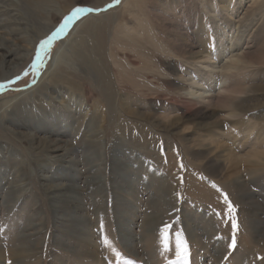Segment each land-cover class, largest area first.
<instances>
[{
    "label": "rangeland",
    "instance_id": "rangeland-1",
    "mask_svg": "<svg viewBox=\"0 0 264 264\" xmlns=\"http://www.w3.org/2000/svg\"><path fill=\"white\" fill-rule=\"evenodd\" d=\"M16 1L0 264H264V0Z\"/></svg>",
    "mask_w": 264,
    "mask_h": 264
},
{
    "label": "bare ground",
    "instance_id": "bare-ground-1",
    "mask_svg": "<svg viewBox=\"0 0 264 264\" xmlns=\"http://www.w3.org/2000/svg\"><path fill=\"white\" fill-rule=\"evenodd\" d=\"M1 1V0H0ZM5 1H9V6H12V7H5L4 6V8L3 9H0V15L1 14H3V13H5L6 14V12H7V10L8 11H10L9 13L7 12V14H9V16H11L10 14L12 13V12H15V14H13V15H15V16H17V18H15V19H8L5 23H0V25H6V24H11V23H13V24H16L17 26L13 29V30H11L8 34H7V36H0V51H1V53H0V70H7V71H2L3 73H2V75L3 76H6V75H9V74H14V73H16L21 67H22V65L24 64V62H25V59H27V58H25V57H27L26 55H24V57H21L20 59H18V60H16V61H14V62H12V63H10V64H7V63H9L8 62V59L11 57V56H14L15 55V53L18 51V50H21L23 47H21L20 45H18L17 43H14V47H11V46H8L7 45V42L8 41H11L10 40V36H13V35H17V34H21V38L22 37H24L25 36V34H27L28 32L26 31V29L27 28H24V27H19L18 25H20V24H23L24 23V16H23V14L21 13V12H17L18 11V9H17V7L19 6L18 4H19V2L18 1H16V0H5ZM5 5V4H4ZM0 8H2V7H0ZM40 12H41V10H39ZM47 11V10H46ZM43 13V12H42ZM36 16H38V15H36ZM3 18V17H2ZM39 18H41V16L39 17ZM41 20V19H40ZM39 21V20H38ZM84 21V20H83ZM82 21V22H83ZM82 22H80V23H78L76 26H75V28H74V31L75 30H77V29H79L80 28V25L82 24ZM39 24L40 25H43L40 21H39ZM43 27H44V25H43ZM40 29H42V26H41V28ZM43 35V34H42ZM72 36V35H71ZM74 41V40H73ZM65 44V43H64ZM76 45V44H75ZM25 50V49H24ZM62 51L61 50H59V52H57L56 53V55H55V57H54V59H53V61H52V67H51V69L48 71V72H46L44 75H43V77L41 78V80H40V82H43L44 80H45V78L46 77H51V78H54V77H60L59 76V68H60V65L62 64L61 63V53ZM80 53V52H79ZM82 62V61H81ZM64 64V63H63ZM49 139V138H48ZM42 141V140H41ZM46 141V140H45ZM59 143H61V142H59ZM65 145H59L58 144V142H57V140H50L49 141V147H48V149H50L51 148V152H54V153H60L62 150H65L66 148H67V144L66 143H64ZM41 145V144H40ZM42 146V145H41ZM63 156V155H62ZM64 158V157H63ZM71 186V185H70ZM68 187H69V185H68ZM51 188V187H50ZM67 188V187H66ZM48 190V189H47ZM59 190H64V187H56V188H51V192H52V194H54V196L53 197H59V196H61L59 193H58V191ZM50 192V193H51ZM68 192V191H67ZM65 195V194H64ZM63 199V198H62Z\"/></svg>",
    "mask_w": 264,
    "mask_h": 264
},
{
    "label": "snow or ice",
    "instance_id": "snow-or-ice-1",
    "mask_svg": "<svg viewBox=\"0 0 264 264\" xmlns=\"http://www.w3.org/2000/svg\"><path fill=\"white\" fill-rule=\"evenodd\" d=\"M117 2H119V0H117ZM88 11H92V9L75 8L72 12V16H76L78 13H83V12H88ZM72 16L65 18V26L71 20ZM42 43H46V41ZM230 210H232L231 205H230ZM232 228L234 230L237 229V224L235 221L232 222ZM164 231H166V229L162 230V234ZM105 243H107V240H105ZM235 244H236V241H235V238H233L232 243L229 245V247H235ZM182 247H183V251H181ZM176 256H177L176 264H185V260L187 256V242L186 241L182 242L180 240H177Z\"/></svg>",
    "mask_w": 264,
    "mask_h": 264
}]
</instances>
